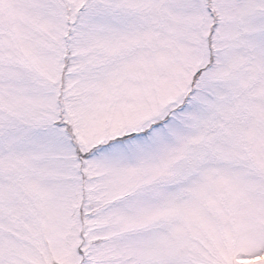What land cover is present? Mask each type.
<instances>
[{"label": "snow or ice", "instance_id": "obj_1", "mask_svg": "<svg viewBox=\"0 0 264 264\" xmlns=\"http://www.w3.org/2000/svg\"><path fill=\"white\" fill-rule=\"evenodd\" d=\"M0 264H264V0H0Z\"/></svg>", "mask_w": 264, "mask_h": 264}]
</instances>
